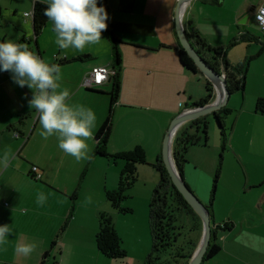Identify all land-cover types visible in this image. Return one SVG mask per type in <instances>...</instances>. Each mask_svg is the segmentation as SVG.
I'll list each match as a JSON object with an SVG mask.
<instances>
[{
	"label": "crops",
	"instance_id": "0c3cea01",
	"mask_svg": "<svg viewBox=\"0 0 264 264\" xmlns=\"http://www.w3.org/2000/svg\"><path fill=\"white\" fill-rule=\"evenodd\" d=\"M35 1L38 0H0V42L26 43L45 62H61V86L69 89L70 103L83 104L94 111L95 136L107 115L111 82L95 86L98 92H91L81 81L92 67L110 65L108 38L102 32L101 42L86 45L83 51L62 50L56 44L53 48L52 22L48 21L41 35L34 37L31 16H25L26 12L32 13ZM177 1L106 0L110 27L121 41V72L105 150L113 154L141 146L145 151L146 162L138 164L134 185L135 189L141 185V226L114 210L105 196L117 185L121 160L94 157L77 162L58 147L55 136L42 138L37 113L28 104L32 91L18 86L11 73L0 71V157L5 150L12 153L9 166L0 167V225L8 224L12 229L7 244L0 245V264H122L105 257L96 247L98 217L103 212L111 216L120 236L127 252L126 264H139L140 258L145 262L151 254L150 203L162 176L159 168L164 166L161 149L165 131L182 110L218 98L202 72H189L178 62ZM263 2L189 0L182 13L186 34L192 40L197 35L202 40L195 49L204 53L205 48L216 50V55L213 51L204 58L219 72L226 69L228 73L231 88L225 106L234 113L235 125L227 143L236 164L219 171L212 187L211 178L218 170L215 171V161L201 166L193 158L192 145H182L196 135L205 144L217 143V132H212L208 116L179 125L171 141V153L182 160L186 184L206 205L213 196L211 225L232 224L229 231H217L219 250L202 264H264V114L255 109L257 98H264V26L255 24V14ZM246 58L250 60L242 86L241 75L233 66ZM209 87L211 91L207 93ZM208 94L211 98L205 102ZM240 122L243 129L237 130ZM194 126L201 127L202 133ZM16 131L18 137L13 136ZM88 143L92 155L95 141ZM222 156L225 158V153ZM34 165L40 178L31 172ZM41 191L47 195L43 206L36 203ZM72 195L76 198L72 199ZM87 197H91V203L86 202ZM189 216L193 224L198 223L193 215ZM201 235L202 224L197 240ZM131 239L135 242L129 243ZM21 241L35 242V251L27 257L18 255L15 247Z\"/></svg>",
	"mask_w": 264,
	"mask_h": 264
},
{
	"label": "trees",
	"instance_id": "16d2710c",
	"mask_svg": "<svg viewBox=\"0 0 264 264\" xmlns=\"http://www.w3.org/2000/svg\"><path fill=\"white\" fill-rule=\"evenodd\" d=\"M98 6L102 3L108 12V8L106 5V0H97ZM46 7L45 4L35 1L34 8L31 14V23H32V33L37 36L41 30L44 28L46 23L49 21L46 16L43 15V9ZM108 27L106 31H103L110 43L111 48V62L110 69L112 70V74L109 76V80L107 82H111V89L108 92L110 97V104L107 111V115L105 117L104 122L102 123L99 130L96 132L94 136V148L92 152V158H104L110 157L113 161L121 160L122 166L119 172L117 185L114 189L107 190L105 192L106 199L110 203V206L116 210L118 213L128 215L133 209L129 206H124L122 203L129 198L128 190L131 189L137 181L138 172L137 166L138 164L145 163V151L141 146H135L134 148L126 151H120L116 153H108L105 150L106 144L108 142L110 132L113 125V106L115 105L118 97V89L120 82V72H121V54L119 51V44L121 41L115 36L113 33L109 20L107 21ZM177 36V35H176ZM187 38L191 45L196 48L197 44L199 45L202 40L197 35L191 39V36L187 34ZM204 45V44H203ZM203 58L205 54L213 52L215 55L217 54L216 50H212L210 48H205V53L199 49H195ZM177 55L178 62L180 66L189 71V72H200L197 68L193 60L184 50V48L180 45L178 41L177 45ZM205 59V58H204ZM71 60H82L81 58H72ZM206 60V59H205ZM250 58H246V60L242 64H237L233 66L235 71L241 75V85L244 84L245 73L247 70V65ZM61 62H56V64H60ZM210 64V63H209ZM223 67L227 68V64L224 60H222ZM215 70L219 72L216 66L210 64ZM226 71V69H225ZM85 76V75H84ZM228 73L226 72V79L228 82V88L230 90L231 84L230 79L227 77ZM209 83V82H208ZM211 85V84H209ZM86 90L91 92H98L94 89V87H84ZM211 91V87L207 89V93ZM211 94H208L206 100H210ZM197 103H195L196 105ZM197 105H202V103H198ZM256 111L264 114V98L259 97L255 102ZM231 110L224 106L218 110H216L212 115L216 118L217 128L220 135V141L222 145V149L225 147L227 143V133L225 131L224 126V118L228 115ZM197 123V122H196ZM203 132L206 130V125L202 127ZM199 129V126L196 128ZM201 129V127H200ZM192 144L200 141L199 137L196 135L190 138ZM206 141V140H205ZM205 144V142H204ZM174 163L176 165L178 173L182 176V169L180 165V160L173 156ZM161 171V180L156 186L150 203V229H151V237H152V250L156 252H160L164 250H170L172 248H176L175 252L172 253L170 258L174 264H179L184 261V264H187L189 259L193 254V248L195 250V242L197 241V234L200 231L201 220L199 216L193 211L190 205L184 200L181 194L177 191V189L173 186L165 167L162 166L159 168ZM219 170L216 171L214 176V184L217 180ZM183 178V176H182ZM184 179V178H183ZM214 187V186H213ZM213 195V192H212ZM72 199H75V195H72ZM213 201V196L210 197L208 204L206 205L211 213V205ZM182 215H193L198 223L193 224L192 228L189 232L196 231V236L193 240L188 238L185 242V245L178 246V237L181 235L180 229L182 228V222L180 217ZM211 215V214H210ZM179 223V224H178ZM232 229V224L229 222H222L211 225V239L210 243L207 247V250L204 255V261L213 257L217 254L219 248L215 239L217 237V231L226 232ZM195 240V241H194ZM95 243L98 251L107 258H111L121 262L122 264H126L127 252L122 246V241L120 236L117 233V230L114 227L111 216L108 213H100L98 217V229L95 234ZM188 243V244H187ZM203 261V262H204ZM151 264H154L151 261ZM170 264V263H168Z\"/></svg>",
	"mask_w": 264,
	"mask_h": 264
},
{
	"label": "clouds",
	"instance_id": "9594fccd",
	"mask_svg": "<svg viewBox=\"0 0 264 264\" xmlns=\"http://www.w3.org/2000/svg\"><path fill=\"white\" fill-rule=\"evenodd\" d=\"M46 7L43 15L53 24L55 44L59 49L74 48L83 51L86 45H98L102 32L107 30L110 19L104 5L97 0H38ZM28 13H25L27 15ZM0 71L11 73L12 80L20 87L32 91L29 107L37 113L41 126L39 135L47 140L55 136L58 147L77 162L90 161L91 148L88 141L94 139V111L83 104L70 103V91L61 86V68L47 63L29 49L26 43L12 40L0 42ZM12 153L5 150L0 157V167L7 168ZM47 201L44 192L36 195L37 205ZM91 203V197L86 198ZM12 229L0 225V245L7 244ZM35 242H19L15 247L18 255L27 257L35 251Z\"/></svg>",
	"mask_w": 264,
	"mask_h": 264
},
{
	"label": "water",
	"instance_id": "95a60500",
	"mask_svg": "<svg viewBox=\"0 0 264 264\" xmlns=\"http://www.w3.org/2000/svg\"><path fill=\"white\" fill-rule=\"evenodd\" d=\"M189 0H178L175 11V31L180 45L184 48L197 68L210 80L217 91L218 98L208 104L194 106L193 108L182 110L170 122L165 131L161 159L165 170L177 191L184 200L190 205L193 211L199 216L202 224V235L198 246L194 250L187 264H202L204 255L211 239V216L206 204L186 184L185 180L178 173L171 153V141L175 130L184 122L195 120L199 117L214 113L216 110L226 105L230 91L226 79V71L215 70L191 45L187 38L185 28L182 24V13L185 4ZM85 56H82L84 58Z\"/></svg>",
	"mask_w": 264,
	"mask_h": 264
},
{
	"label": "rangeland",
	"instance_id": "374dc122",
	"mask_svg": "<svg viewBox=\"0 0 264 264\" xmlns=\"http://www.w3.org/2000/svg\"><path fill=\"white\" fill-rule=\"evenodd\" d=\"M255 24L258 27H262V25H260L256 19H255ZM39 35H41V34H39ZM54 40H55V37H54ZM52 42H53V39H52ZM51 46L54 48L56 46L55 42H53V44ZM45 54L46 55L48 54V49L46 50ZM207 116H208V122L210 124V128H211L212 132H213V130H215L217 132L216 136L218 137V139H217V137H215L217 140V143L214 144L210 141L208 144H204V141L200 140L197 143L192 144L191 140H189L188 142L186 140L185 144L183 142L182 145H187V146L192 145L191 150L193 151V158L197 159V161L200 162L201 166H204V167H205V165L210 166V163H212V161H215V163H216L215 171L218 169L219 171L224 172V170L230 169V165L232 166V168L235 166L236 159L233 156V152L229 151L230 147L228 146V143H227L224 151L222 150L220 135H219L218 131L216 130V128L218 126L217 122H216V118L212 114H208ZM224 126H225V131L227 133V138H229V136L231 135L232 131L234 130V126H235L234 125V113L230 112L228 115L225 116ZM240 127H241V129H243V123L242 122H240L237 125V130H239ZM193 128L196 130L197 126L196 127L194 126ZM198 130H200V132H201L200 128ZM227 142H228V140H227ZM215 147H217V148H215ZM224 153H225V158H223V156L221 158V155H223ZM230 155L232 156L231 159L229 158ZM189 157H191V155ZM213 178H214V176L211 178V182H210L211 187L213 184ZM134 185H136V184H134ZM140 188H141V185H138V187H136V189L134 186L131 189H129L128 190L129 198H127L122 203V205H124V206L127 205L133 209L132 213L127 215V216L131 217L133 219V222L135 223V225L138 224L139 226H141L140 224H142V218H140V216H141L140 212H141V208H142V205H141L142 195L140 193ZM130 193H135V196H131ZM122 216L125 217L126 215L122 214ZM180 219H181L183 227L179 228L181 235L178 237V241H177L178 246L185 245V243H183V242H185L188 238L193 240L196 236V233H197L196 231L189 232L192 228V225H193V222H192L191 217L189 215H182L180 217ZM200 226H201V224H200ZM199 238H200V235H199ZM199 238L194 244L195 249L198 246ZM220 239H218L217 242H219ZM128 242L133 243L135 241H134V239H131ZM122 246H123V244H122ZM185 247H186V245H185ZM175 249L176 248H172L170 250H164V252L163 251L156 252L153 249L151 254L146 256L145 262H144V258H140L141 262H139V264H151V261L154 264H168V263L174 264L172 262V259L170 258V256L172 255L173 252H175ZM193 252H194V248H193ZM143 254H144V252H143ZM179 264H184V261L182 263H179Z\"/></svg>",
	"mask_w": 264,
	"mask_h": 264
},
{
	"label": "built area",
	"instance_id": "2783aa9c",
	"mask_svg": "<svg viewBox=\"0 0 264 264\" xmlns=\"http://www.w3.org/2000/svg\"><path fill=\"white\" fill-rule=\"evenodd\" d=\"M31 14L28 13L25 16H31ZM255 19L260 25L264 26V2L258 7V10L255 14ZM111 74H112V70L110 69L109 66H105V65L94 66L82 78L81 85L83 87H95V86L101 85L109 80V76ZM13 136L18 137L19 133L17 131L14 132ZM31 172L34 174L35 178H40V173L38 172L37 166L35 165L32 166Z\"/></svg>",
	"mask_w": 264,
	"mask_h": 264
}]
</instances>
